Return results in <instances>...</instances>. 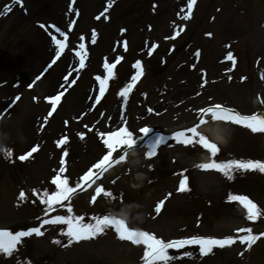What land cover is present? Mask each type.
<instances>
[{
    "label": "rangeland",
    "instance_id": "1",
    "mask_svg": "<svg viewBox=\"0 0 264 264\" xmlns=\"http://www.w3.org/2000/svg\"><path fill=\"white\" fill-rule=\"evenodd\" d=\"M2 1L13 6L11 0ZM28 1H25L27 16L14 10L6 20L0 22V64L7 59L10 62L7 61L4 65L6 68L10 69L15 65L20 43L29 44L30 50L38 51V44L26 42L25 39L39 37L41 24L46 28L47 37L51 35L48 29L51 25L58 26L64 34H53L57 39L68 34H71V38L69 49L46 73L44 66L55 50L54 47L52 49L53 42L48 40L49 37L42 34L44 41L50 42V51L37 62L30 73L13 70L15 66L10 72L8 70V74H0V82H5L0 86V227L10 226L15 232L22 231L26 226L34 225L33 217L39 218L38 222L51 217V214L40 217L44 212L37 214L36 210L47 206L41 203L43 194H50L55 189L50 178L57 175L61 167L63 157L58 155L60 150L63 154L67 152L63 159L65 171L61 176L68 179L71 187L76 186L79 182L78 175L100 155L104 147L99 135L104 136L117 126V123L114 125L108 120L114 105L117 111L116 93L114 97L111 93L96 108H91L89 104L84 110L87 106L76 108V105L87 86L92 83V76L100 75L101 62L112 61L115 55L125 57L119 67L123 74L128 72L135 60L148 59L146 52L152 46H157V50L146 65L166 63L165 72L161 76L153 77L148 72L144 85L140 87L139 90L144 87L143 90L148 93L147 99L142 101L139 91L129 105L127 129L133 136L139 135L141 127L159 131L192 123L197 118L199 109L212 103H223L243 113L264 110V0H210L213 7H209L204 13L203 8L209 0H200L194 15L191 13L187 20L181 19L187 13V0H111L112 7L107 12L104 9L110 0H100L99 4L96 3L97 0H92V7L87 0H78L77 7L72 12L65 7L69 6V0H43L45 3L35 11L30 10ZM55 3H61V9L69 11V16L64 17L60 7L47 13ZM218 8L221 11L215 13ZM102 12L104 16L97 20L96 17ZM57 15L59 17L55 19ZM16 18L18 20L13 25ZM68 23L76 25L71 33L67 31ZM93 31L96 34L95 43L92 42ZM176 32H179L178 38H171ZM210 34L213 39L208 40L206 36ZM81 37H85V43L92 51L90 67L93 70L89 69L80 78L76 77L72 85L70 82L75 80V76L70 77L65 87L46 89V81L53 73L58 81L63 82L70 72L68 68L75 67L74 60L67 68L65 65L67 56H71L70 51L78 49ZM226 45L232 46L231 49L234 50L244 47L249 52L244 60L247 70L241 67L242 60L235 71H229L230 63H222ZM110 48H115L116 51L107 55ZM196 48L201 49L202 60L193 70L196 64L192 52ZM169 49H174V53L171 54ZM182 63L184 67H180ZM202 71L206 73L201 74ZM171 80L173 81L170 82ZM35 81L38 82L33 85ZM30 83L31 87L28 86ZM90 92L93 99V86ZM58 93H64V101L58 112L47 120L45 114L49 106L46 99ZM11 102L15 104L7 109ZM238 135L251 138L237 143L234 140L222 148L224 153H237L243 157L255 153L253 156L264 158V154H258V149L254 148L250 152L240 145L243 142L253 145L259 141L262 143L264 135ZM65 137L67 142L57 146V142ZM33 147H38V152L21 161L20 155ZM9 150L12 156L6 157L5 152ZM200 153L199 144L177 147L173 142L168 143L150 158V165L153 164V167L150 171L147 170L148 174H145L143 180L141 178V182L137 183L134 178L138 171L125 166L107 176L102 186L111 195L123 191L124 213L128 215L126 218L130 219L134 227L158 235L165 242L192 236L231 237L243 234L238 231L242 227L252 229L260 225L264 221V183L259 180L260 176L254 174L255 178L239 177L238 174L244 172L234 171L231 179L224 175L227 182L214 170L190 168L191 163L200 157ZM178 154L184 156L186 161L177 159ZM184 176L194 190V197L191 199L185 192L175 190L177 181ZM19 186L25 187L28 195V205L22 213L13 208V197ZM244 187L262 213L254 222L246 220L245 216L239 217L237 210L240 213H245V210L238 202L229 203V195L240 194ZM34 191L36 195L33 194ZM205 198L209 199L207 203ZM161 199L165 201L164 212L155 215L153 205ZM99 202L104 204L103 201ZM74 206L77 212L89 208L87 196H81L74 202ZM99 207L96 205L94 211H98ZM59 215L63 216L64 212ZM43 241L28 243L30 250L40 248L45 253L28 252L18 259L19 264H110L109 261H117L114 257L107 260L96 254L90 256L96 249L85 244L75 248L72 254L61 256ZM223 250L222 253L205 257L176 253L169 264H246L234 259L243 250L241 246L233 244ZM252 254V259L250 257L247 264H264L263 243ZM130 261L133 260L126 259L127 263ZM12 262L11 259H6L0 261V264Z\"/></svg>",
    "mask_w": 264,
    "mask_h": 264
},
{
    "label": "snow or ice",
    "instance_id": "2",
    "mask_svg": "<svg viewBox=\"0 0 264 264\" xmlns=\"http://www.w3.org/2000/svg\"><path fill=\"white\" fill-rule=\"evenodd\" d=\"M15 3H20L22 6V0H14ZM196 0H187V13L181 17L183 20H187L190 18L193 6L195 5ZM112 7L111 0L108 3L107 7L104 9V12H107L108 8ZM71 11V6L70 9ZM183 11V9H182ZM104 12L96 17L97 20L104 16ZM78 15V13H77ZM107 19V17H104ZM41 28H45L43 24L40 25ZM54 27V26H50ZM57 31H59L57 29ZM61 35H64L61 33ZM175 35H179V32H176ZM175 38V37H171ZM53 44L56 48V58L58 59L61 54L64 52L66 48L67 36H64V40H59L55 35L51 37ZM81 39H84L81 37ZM96 34L93 31L92 42L95 43ZM155 46H153L154 49ZM126 48V46H125ZM80 51L76 53L79 57L80 67L83 68L85 64V57L87 55L85 51V45L81 43L79 45ZM151 55V51L149 52ZM198 56L199 53H196ZM120 57H117L114 63H104V70L106 75L101 78L97 76L96 79L99 81L100 85V95L96 96L95 99L97 103L100 101L101 97L105 93L106 85L108 81L113 77V70L116 68V65L120 63ZM227 60L231 61L233 67L235 66V59L231 53H228ZM55 59L52 63H55ZM51 65H49L50 67ZM136 69V74L131 77V83H129L126 87L120 91L119 95L125 99L131 89L134 87L135 83L139 80V78L143 74V68L140 61H136L133 65ZM232 69H229L231 71ZM264 78V77H262ZM231 79V78H230ZM243 79V78H242ZM65 80H68V77H65ZM70 83H74L71 81ZM63 93H60L54 97L49 98L48 102L51 105V111H49L48 116H51L52 113L56 110L58 103L61 100V96ZM16 99H19L17 97ZM151 111V110H150ZM200 118L199 122L187 129V132L191 133V135H186L184 131H178L174 134V139L181 144L184 145H197L199 144L202 148H204L209 154L210 157H216L217 153L220 151L218 146L215 143H212L209 138L200 133L198 128L201 125L208 124L209 121L205 120L204 116H209L212 122H222L226 124L239 125L244 127L245 129L250 130L251 133L256 134H264V115L260 114H252V115H241L239 112H236L232 109L226 108L220 104H215L206 109H200ZM140 131L146 136L151 131L149 128H141ZM83 139V136H81ZM67 142V138L61 139L57 142V146H60ZM163 142V138H158L154 141V143L150 146L147 156L151 158L156 154V147H158ZM103 143L107 148V153L100 159L93 168L89 169L83 176L80 177V182L76 184L75 187L69 186V181L67 178H62L61 174L65 171L64 160L61 159L60 164L61 167L57 175H55L51 184L55 186L54 191L50 194L45 192L41 197V203L46 204L47 208L45 209V215L54 211V205L61 204L63 201L70 200L71 196L77 191V189L84 190V187H91L92 184L99 180L104 172L108 170V168L112 167L113 164H119L125 160L127 155V149L133 148L136 143L133 139V134L128 131L127 128H120L116 132H111L107 134V137L103 139ZM118 148H123L124 154L119 155L118 159L113 157V153L117 152ZM38 150V147H33L29 152L25 155H21L19 159L24 161L32 156ZM64 155H67V152H64ZM6 157H11L12 152L6 151ZM197 168L207 171V170H215L227 176L231 179V173L234 171H259L260 173H264V161H253V160H231L228 163H217L215 160L210 158L208 163H202L196 165ZM95 169V171L93 170ZM182 175V174H181ZM177 191L185 192L188 191V178L184 176L180 179L179 186ZM103 193L104 196H111V193L106 192L102 187L97 186L95 188V195L92 196V201L95 202L96 198ZM36 195L35 191L33 193ZM171 195V193H169ZM19 199H25V193L21 191L19 193ZM228 199L230 201L238 202L243 209L245 210V219L248 221H256L258 218L262 216L261 210L258 206L250 200L246 196L240 195H229ZM164 204V201H160L156 207L155 212L159 214L161 212V208ZM71 212V208L68 209ZM83 218L73 217V216H61L57 215L51 219H45L42 221L41 227L46 224L50 225H67V231L63 233L69 239V243L72 242H80L97 238L99 235L105 232L106 229H113L116 233L117 238L120 241L130 242L132 245L143 246V255L141 257L142 264H169V261L172 259L168 255L169 249H181L186 245H198L201 255H207L212 252L214 247L224 248L226 246H231L236 243V239L232 237H227L224 239H215V238H203V237H192L190 239H176L169 240L165 242L163 239L158 238L154 234H151L147 231L138 230L135 228L129 227L124 219L117 218L112 215H104L102 218H95V223L85 224L82 222ZM241 233H246L245 235H241L238 237L239 243L241 245H246L248 249H250L261 236H264V232H262L259 236L254 235L251 228L242 227L238 229ZM33 234L36 236H41L43 233L40 231L39 227H33L26 231L17 232L16 234H11L8 231L0 230V253L6 255H12L16 246L21 242L22 238L30 237ZM55 243H59V241H54Z\"/></svg>",
    "mask_w": 264,
    "mask_h": 264
},
{
    "label": "bare ground",
    "instance_id": "3",
    "mask_svg": "<svg viewBox=\"0 0 264 264\" xmlns=\"http://www.w3.org/2000/svg\"><path fill=\"white\" fill-rule=\"evenodd\" d=\"M99 2H100V0H97L96 3L99 4ZM40 3L42 4L41 0H29V7H30L31 11H34ZM16 20H18V18H16L13 21V25L15 24ZM35 38L34 39H28V40L25 39V40H26V42L27 41L32 42V44H34V45L38 44L39 45V48L37 49L38 51L30 50L29 44L20 43L21 45L19 46V54H18L19 57H17L15 59L16 63L13 67H15V66L16 67L13 70H15V69L17 71L25 70V72L29 71V73H30L35 68V65L37 64V62H39L41 60V58L46 55L47 48H45V45H48V44L45 43L44 41L40 40V39H44L41 36V34L39 37H35ZM32 54H35V55H32ZM7 61H9V60L6 59V60L2 61V63L0 64V74H3V72L5 74H8L11 71V69L13 68V67H11L9 69V68H6L4 66L5 64H7ZM59 69H61V67H59ZM8 70H9V72H8ZM57 83H58L57 76L55 73H53V75L51 77H49V79L46 81V86H47L46 89L55 88ZM82 102H83V99H81V98L79 100H77L76 108L83 106ZM204 129L206 131H208L219 143H223V141H225L227 138V136H226L227 131L220 125H217V124L212 125V126L207 125L204 127ZM131 156H132V158L130 159V164L133 165L134 167L139 166L143 162V157L141 155V151L132 152ZM109 248H110V245L105 246L102 249H100L101 254L104 255L107 252H110ZM133 252H134V250H131L129 255L132 253V256L135 258V253H133Z\"/></svg>",
    "mask_w": 264,
    "mask_h": 264
}]
</instances>
